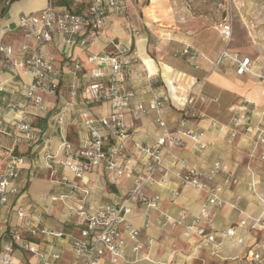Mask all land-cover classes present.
<instances>
[{
	"label": "built area",
	"instance_id": "obj_1",
	"mask_svg": "<svg viewBox=\"0 0 264 264\" xmlns=\"http://www.w3.org/2000/svg\"><path fill=\"white\" fill-rule=\"evenodd\" d=\"M4 6L16 0H0ZM80 8L70 9L57 4L56 0H46L44 7L21 13L14 24V29L23 31V40L18 47L20 59L13 58L15 49L12 44L0 42V68L10 66L19 68L30 77L24 88L23 101H11L0 97V135L12 139L11 144L0 141V208L10 205L8 219L0 220V264H28L23 258L16 257L20 251L35 258L37 264H116L125 254L127 239L133 242V251L142 248L150 249L152 239L147 243L139 241L140 231L129 222V217L137 204L145 208H156L160 195L149 194L153 186H163L168 173L177 179V185L206 191L209 202L213 205L222 203L220 193L240 181L234 176L228 164L217 160L204 171L188 165L185 159L171 157V166L164 164L166 155L171 154L175 146H182L190 139L203 148L202 131L187 126V121L199 117V112L190 105V101L181 107V117L174 129H169L165 120L170 107V98L154 94L147 102L135 100V91L129 88V80L133 75L146 79L151 85L152 75L136 65L144 64L139 57L135 44L142 36L141 29L133 23L127 25L131 43L126 45L115 39H108L111 50L99 54L87 55V61L93 67L87 72L76 57L65 59V72L69 75V93L71 97L78 94V81L87 77L88 83L81 92L82 97L92 102L105 101L109 111L105 114H94L89 110L81 112V125L86 136L77 147L61 135L55 151L45 150L46 166L50 169V178L66 186L68 192L50 196L51 201L66 202L68 210L74 214L71 229L68 232L55 231L44 224L43 218L35 210L16 203L19 194V178L26 162L23 155L16 151V145L23 142L33 146L45 136V129L36 123L39 113H47L55 106V98L61 90L60 72L55 66L54 58L39 49L42 43L50 42L54 36L63 37L69 49L74 47L82 51L102 34L105 17L108 14L126 13L131 0H73ZM7 23L0 29L2 36L11 31ZM217 30L224 46L211 61L218 67L226 60L236 66L238 74L256 75L264 93V57L259 64L257 59L234 51L230 46L232 39V21L225 18L217 24ZM35 40L36 45L28 43ZM186 57L187 62L197 66V60L205 55L189 44L177 50ZM258 64V71L255 66ZM0 82V89H1ZM154 112V122L161 132L154 142L142 144L134 139L137 122L148 112ZM12 112L11 118L2 116ZM63 122L62 114H57L56 123ZM216 123L213 122V125ZM249 129L246 126L245 131ZM230 132V130L228 129ZM255 149L257 158L264 163V128L256 131ZM231 135L236 132L231 130ZM62 172L58 175V167ZM104 171L109 184L119 192H110L115 196L108 202H95L91 196L99 186L90 175ZM220 181L214 183V179ZM133 178V186L122 189L121 179ZM106 190L105 185L101 187ZM246 189L255 197L261 213L251 221L241 220L239 225L245 228L243 236L235 237L233 228L222 233L227 237H235L245 246L242 254L230 259L236 264H264V241L255 240L248 244L247 233L253 228L264 230V188L257 182L246 183ZM171 196H177V189H169ZM240 198V197H238ZM212 222L209 206L200 208L198 214L190 216L182 210L178 217L163 214L156 218L155 224L160 228H176L182 226L186 238L195 237L199 242L209 244L215 241L214 233H209L208 226ZM147 226V223L145 224ZM55 239L66 240L71 248L72 260L65 261L61 251L54 249ZM215 249L211 254L215 255ZM148 258V251L145 256Z\"/></svg>",
	"mask_w": 264,
	"mask_h": 264
},
{
	"label": "crops",
	"instance_id": "obj_2",
	"mask_svg": "<svg viewBox=\"0 0 264 264\" xmlns=\"http://www.w3.org/2000/svg\"><path fill=\"white\" fill-rule=\"evenodd\" d=\"M57 4L70 9H79L73 0H56ZM175 0H150L145 4L141 0L130 2L126 13H112L105 17L102 34L96 38L87 50L78 47L69 49L60 35L54 36L50 42L39 45L40 51L54 58V63L60 72L61 90L55 98V106L47 113H39L36 123L45 129V136L33 146L23 142L16 145V151L23 155L26 162L19 178V194L16 203L35 210L42 216L45 225L55 231L68 232L71 229L74 214L68 210L66 202L51 201L50 196L68 192V188L50 178V169L46 166L45 150L55 151L61 135L77 147L86 136L81 125V112L89 110L94 114H105L109 111V104L105 101L92 102L82 97L81 92L88 83L87 77L78 81L75 97L69 93L71 81L65 72L64 64L67 56L72 55L83 63L88 72L93 65L87 61V55L99 54L111 50L108 39H115L122 44H130V34L127 25L133 23L141 29L142 36L147 39L137 42L135 49L144 64L136 65L137 69H146L152 75L151 85L146 79L133 75L129 80V88L135 91V100L147 103L154 94L165 95L170 98V107L165 120L169 129L177 126L181 117V107L190 101L198 112L199 117L187 121V126L202 131L201 142L203 148L190 139H186L182 146H175L164 158V164L171 166V157L185 159L188 165H194L207 171L211 165L220 160L230 167L240 183L220 193L222 203L213 205L204 190L177 185V179L168 173L163 186H153L148 189L149 194H159L160 199L156 208H145L135 205L129 222L140 231L139 241L147 243L152 239L149 250L142 248L133 251V242L126 241L125 254L116 264H236L230 257L242 254L246 247L239 244L235 237L243 236L245 228L239 221H251L258 217L261 209L255 197L246 189V183L255 181L259 188H264V163L257 158L255 149L256 131L264 128V93L256 75L236 72V66L226 60L218 67H213L214 60L224 45L220 44L219 33L208 28H201L194 32L179 31L164 27L170 25L175 14L173 4ZM46 0H16L9 6L0 1V29L7 23L12 27L6 35L0 34V42L10 43L15 49L13 58L20 59L18 47L23 40V31L14 29L15 21L21 13L32 12L44 7ZM150 7L152 10H150ZM150 37V41L148 39ZM28 43L36 45L35 40L28 39ZM184 44L202 52L205 57L197 60V66L187 62L180 50ZM260 60L257 58V63ZM258 64L255 72L258 71ZM28 74L19 68L10 66L0 68V97L11 101L24 100V88L29 82ZM169 81V82H168ZM57 114H62L63 122L56 123ZM12 112L2 116L12 117ZM213 122L216 124L213 125ZM134 139L142 144L154 142L161 130L154 122V112L150 111L137 122ZM246 126L249 127L245 131ZM234 130L233 136L228 131ZM0 141L11 144L12 139L0 135ZM58 175L62 169L58 164ZM99 184L94 189L91 200L108 202L115 196L110 192H119L114 185L109 184L102 169L90 175ZM220 177L214 179V183ZM106 187V190L101 187ZM119 186L128 189L133 186V178L121 179ZM169 189H177V196H171ZM240 197V198H238ZM203 206H209L212 222L208 232L214 233L215 241L209 244L199 242L197 238H186L182 226L176 228H160L155 224L156 218L163 214L178 217L182 210L190 216L198 214ZM10 205L0 208V220L8 219L12 225L15 219L9 217ZM147 223V226L145 224ZM233 228L235 237H227L222 231ZM255 240L264 241V230L253 228L247 233L248 244ZM53 247L62 252L64 260H72L71 248L66 240L55 239ZM215 249L216 254H211ZM148 251V258L145 256ZM16 257L25 259L28 264H37L35 258L20 251Z\"/></svg>",
	"mask_w": 264,
	"mask_h": 264
},
{
	"label": "rangeland",
	"instance_id": "obj_3",
	"mask_svg": "<svg viewBox=\"0 0 264 264\" xmlns=\"http://www.w3.org/2000/svg\"><path fill=\"white\" fill-rule=\"evenodd\" d=\"M175 1L171 10L175 14L174 20L164 27L188 32L208 28L218 33L217 24L230 18L232 39L229 46L251 58L261 60L264 57V0ZM147 2L150 0H141L142 4ZM220 44L224 45V42L220 41Z\"/></svg>",
	"mask_w": 264,
	"mask_h": 264
},
{
	"label": "bare ground",
	"instance_id": "obj_4",
	"mask_svg": "<svg viewBox=\"0 0 264 264\" xmlns=\"http://www.w3.org/2000/svg\"><path fill=\"white\" fill-rule=\"evenodd\" d=\"M139 42H144V40H143V39H138V43H139ZM168 82H169V81H168Z\"/></svg>",
	"mask_w": 264,
	"mask_h": 264
}]
</instances>
